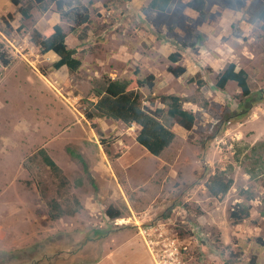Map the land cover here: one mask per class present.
Returning <instances> with one entry per match:
<instances>
[{
  "label": "rangeland",
  "instance_id": "rangeland-1",
  "mask_svg": "<svg viewBox=\"0 0 264 264\" xmlns=\"http://www.w3.org/2000/svg\"><path fill=\"white\" fill-rule=\"evenodd\" d=\"M70 1L89 13L80 37L53 5L0 0V264H264V0H205V18L191 0L156 15L150 0ZM55 23L77 70L53 69L31 37ZM229 62L246 70L248 96L233 81L216 87ZM135 68L154 75L136 90L141 105L162 108L175 134L159 156L136 142L138 126L92 108ZM173 94L195 116L189 129L165 113ZM213 174L233 179L222 199L205 186ZM237 207L249 216L232 220Z\"/></svg>",
  "mask_w": 264,
  "mask_h": 264
},
{
  "label": "trees",
  "instance_id": "trees-1",
  "mask_svg": "<svg viewBox=\"0 0 264 264\" xmlns=\"http://www.w3.org/2000/svg\"><path fill=\"white\" fill-rule=\"evenodd\" d=\"M171 1L150 0L147 7L152 15H156L157 12H164ZM12 2L18 4L19 0H12ZM28 2L41 13L48 11L51 5H53L61 17H67L72 20L74 26L70 28V33L75 37H80V31H82L83 26L90 20L87 7L80 2H76V4L70 0H28ZM205 3V0H191L189 6L197 12L199 17L205 18ZM20 13L26 20L32 19L33 17L29 7H21ZM259 18L264 21V9L260 11ZM31 37L34 43L38 45L41 53L52 52L56 56L55 61L52 63L53 69L57 70L61 67H66L74 71L81 65V61L76 57V49L67 45L66 33L59 23L49 26L41 33L38 30H32ZM176 55L174 54V60H176ZM0 62L4 65L8 63V59L2 53H0ZM169 71L177 77L182 74L184 69L171 67ZM153 80V74L142 77L140 76L139 68H135L126 81L109 80L104 94L93 103L92 108L95 112L114 121H120L126 125L135 124L138 126L139 129L135 137L136 142L144 147L149 154L159 156L164 149L170 146L175 134L158 119V116L164 110L162 108L150 110L141 105L136 92L138 88L144 86L151 89L153 87ZM190 81H195L198 85L202 84L200 80L191 78ZM229 81L235 82L244 96L250 94L247 72L243 68L236 69L234 62H229L218 74L216 87L223 89ZM162 98L169 101L165 113L169 117L177 118L183 127L189 129L195 121V116L191 111L182 107L181 98L174 94L162 96ZM85 115L91 126L96 128L97 121L93 112L87 111ZM123 151L124 149L118 151L117 156L122 154ZM40 154L44 162L55 172L60 184L64 186L67 181L60 168L42 149L40 150ZM232 185V178L224 177L220 174L211 175L205 183L208 192L218 199H222ZM59 213L61 212L58 211V214L52 215L53 217H58ZM107 214L110 217H117L119 213L117 211H111L109 208ZM248 216V210L240 207L233 208L229 212V217L232 220H242ZM256 242L260 246H264V236L257 237Z\"/></svg>",
  "mask_w": 264,
  "mask_h": 264
}]
</instances>
